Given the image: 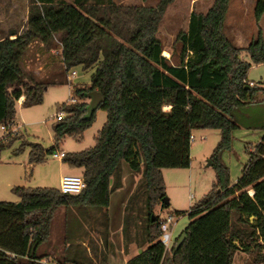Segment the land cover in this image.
<instances>
[{
    "label": "trees",
    "instance_id": "trees-1",
    "mask_svg": "<svg viewBox=\"0 0 264 264\" xmlns=\"http://www.w3.org/2000/svg\"><path fill=\"white\" fill-rule=\"evenodd\" d=\"M173 1L157 0L154 6H144L114 0H27L26 20L20 30L16 28L15 38L8 34L0 37V125L7 132L0 150L15 139L19 145L14 153L28 148V175L47 154L57 151L65 137L83 139L96 118V111L90 118L84 117L88 92H100L102 101L97 109L106 113L94 144L65 152L61 158L68 167L81 168L85 186L79 193L15 185L10 190L18 201L0 200V264H43L48 257L38 253L44 233L37 211L65 206L88 217L91 208H107L111 189L121 185L123 163L140 174L128 201L124 227L133 221L136 210L144 224L141 244H148L126 264H233L238 251L249 257L244 264H264V133L246 146L248 159L235 182L221 160L222 152L231 147L236 128L264 130V86L247 80L251 65L264 63L261 30L246 47L236 46L224 32L230 0H212L205 12H190L187 28L176 35L180 50L176 62H171L162 55L157 31ZM263 14L264 0H254V19L258 22ZM36 40L46 52L58 43L66 73L77 66L83 70L95 67L89 84L73 87L69 99L75 101L59 106L64 116L51 124L53 144L48 148L11 130L20 97H24L21 106L38 105L47 88L22 64L28 46ZM241 52L250 61L242 59ZM137 89L164 93L161 112L170 110L163 109L167 104L183 108L187 125L180 141L190 143L191 134L186 133L194 129L219 131L208 159L215 179L210 190L190 207L189 222L167 249L159 240V218L154 214L160 203L167 206L162 201L166 197L163 164L156 162L162 148H157L146 119L129 120L135 107L132 100L144 95H134ZM173 132L178 135V129ZM73 211L66 215V254L56 263L92 264L82 252L73 254V238L79 232V225L73 224ZM184 213L176 211L177 216ZM92 217L95 224L98 218ZM182 233L186 236L174 251ZM125 237L129 239L128 232Z\"/></svg>",
    "mask_w": 264,
    "mask_h": 264
},
{
    "label": "rangeland",
    "instance_id": "rangeland-1",
    "mask_svg": "<svg viewBox=\"0 0 264 264\" xmlns=\"http://www.w3.org/2000/svg\"><path fill=\"white\" fill-rule=\"evenodd\" d=\"M118 4H133L154 6L157 0H114ZM212 0H174L165 10L158 26L157 37L160 39L163 51L171 62H176L180 50V43L175 38L179 31L185 30L192 10L205 12ZM254 0H230L228 10L224 20V32L228 38L236 45L244 48L255 39L258 29L261 30L264 39V14L257 22L253 15ZM27 0H0V33L6 34L14 30V23L21 25L26 20ZM23 27V26H22ZM233 32L239 42L232 36ZM232 36V37H231ZM235 36V35H234ZM58 43L51 51L42 53L38 49V40L32 42L22 58V64L27 71H31L35 76L47 84L41 104L32 106H16V123H13L11 130L21 133L28 140L37 141L43 147H50L53 137L51 124L55 121V114L59 112L62 103H68L72 89L75 86H83L90 83V77L95 67L83 70L80 66L74 67L67 73L64 70L59 57ZM162 55L163 52H162ZM240 57L250 61L245 52L240 53ZM71 71H75L70 76ZM66 75L70 76V81L66 80ZM247 80L264 86V63L252 64L247 72ZM167 91V90H166ZM160 97L164 93H158ZM88 101V100H87ZM163 105V109H165ZM168 110V109H167ZM106 118V113L102 109L96 110V118L90 128L83 133V139L65 137L58 145L57 152H75L83 150L94 144L93 137L101 128ZM157 119L146 118L145 122L150 124L153 131H156ZM180 125V120L176 123ZM192 134L194 140L188 146L184 143L179 147L176 157L172 163L161 167L165 196L169 204L162 206L161 203L154 208V214L162 219L168 214L176 218L172 226L173 241L182 229L189 222L187 212L190 207L198 202L211 188L215 179V172L208 164L209 156L219 140L217 129H194L187 132ZM264 133L263 129H246L242 126L236 128L232 133L231 147L221 154V160L229 168L230 180L235 182L240 176L242 169L248 159L246 146L257 142ZM7 134L0 125V141H3ZM19 145V140L7 142L0 150V200H17V196L11 192L7 182L15 185L30 187H57L59 174H80V170H70L69 167L51 154L45 156L42 164L35 165L31 175H28V148L19 153L13 150ZM181 154V155H180ZM172 164V165H170ZM121 185L111 189L110 202L107 208H101L103 216L113 228L112 240L116 244L124 238V233L129 234V238H136L140 241L143 223L141 217L132 214L133 221L129 226H125V216L122 211L128 210L131 193L139 182L140 174L133 173L129 166L122 164ZM249 195H252L248 190ZM138 205L142 200L137 199ZM136 200V201H137ZM71 207L55 206L37 211V216L44 233V239L39 247V252L50 254L48 259L57 261L60 259L63 239L66 235V215L73 211ZM96 210V209H95ZM176 211H184V214L177 216ZM71 225V224H70ZM136 233V236H135ZM249 259L243 251L235 254L233 264H244ZM61 260V259H60Z\"/></svg>",
    "mask_w": 264,
    "mask_h": 264
},
{
    "label": "crops",
    "instance_id": "crops-1",
    "mask_svg": "<svg viewBox=\"0 0 264 264\" xmlns=\"http://www.w3.org/2000/svg\"><path fill=\"white\" fill-rule=\"evenodd\" d=\"M27 9V8H26ZM27 11V10H26ZM14 30H10L8 33L9 37L11 39L15 38L16 34H10L11 31H16V28L20 30L24 23H21V25H17L16 23L13 24ZM238 32H233L232 36L236 39L237 42H239L236 35ZM5 34L0 33V37H2ZM235 35V36H234ZM231 36V37H232ZM240 46L239 44H237ZM58 47V46H57ZM55 48V47H54ZM53 48V49H54ZM42 53H46L44 49L41 47L38 49ZM52 50V49H51ZM50 50V51H51ZM164 52V51H163ZM165 56V55H164ZM252 83V82H250ZM134 95L137 94H144L140 99H133V107L129 120L130 121H142L146 118H153L157 119L156 123H158V126L156 128V131H153V137L155 144L158 148V145L161 146L162 151L158 149V155H157V163L166 165L168 163H172V160L176 157L177 151L182 143L186 145H190V143H186L183 141H180V136H182V133L186 131V125H187V119L186 114L183 110V108L178 106H171L170 104H167L165 106V109L169 110L168 112H161L159 109L160 102L166 101L164 97H160L157 92L155 93H146L139 89L133 91ZM144 97V98H143ZM24 97L21 96L18 100V104L21 105V102L23 101ZM158 110L161 112L159 114ZM180 120V125H176L174 123L178 122ZM14 123H16V119L14 118ZM178 129V132L175 135L174 130ZM25 139H27L24 136ZM63 151V150H62ZM181 155V154H180ZM40 165V164H39ZM172 165V164H170ZM35 167V166H34ZM70 170H80L81 168H70ZM65 175V174H62ZM59 174L58 176V183L59 178L62 176ZM241 175V174H240ZM14 184H11L10 182H7V186L9 189ZM251 194L253 193L252 190H250ZM132 195V193H131ZM18 201L15 200V202ZM169 204V203H168ZM129 211V210H128ZM122 211V215L126 216V213L128 212ZM136 212V210H134ZM133 211V213H134ZM89 216H85L84 214H80L76 211H73V224L74 227L77 228L79 232H77L74 236V251L73 254H76V251L82 252L83 256L88 257L92 264H126V261L136 255L140 250H143L147 247L148 244H141V240L137 241L135 238H129L126 239L125 233L124 238L120 239V243L116 244L113 242V232L112 227L107 222L105 217L103 216V212H101L98 209H89L88 212ZM92 214L98 218V221L95 222V224L92 222ZM137 216V212L135 213ZM80 222V223H78ZM122 228H124L123 223H121ZM106 238V239H105ZM66 247H67V241L64 238L63 244H62V250L60 254L59 261L64 260V256L66 254ZM40 255H47L49 257V253L47 252H39ZM49 254V255H48ZM56 262V261H55Z\"/></svg>",
    "mask_w": 264,
    "mask_h": 264
},
{
    "label": "built area",
    "instance_id": "built-area-1",
    "mask_svg": "<svg viewBox=\"0 0 264 264\" xmlns=\"http://www.w3.org/2000/svg\"><path fill=\"white\" fill-rule=\"evenodd\" d=\"M75 74V71H71L70 76H73ZM70 76H67V81H70ZM75 99L70 98V102H74ZM166 110V109H164ZM64 116V113L59 111L55 114V119H60ZM3 130H5L4 126H1ZM195 138L191 134L189 136V142L193 141ZM64 151H55L51 155L53 157H56L58 159H61L64 155ZM85 186V183L83 181V178L80 174H65L62 175L59 178L58 188L62 193H68V194H77L79 193ZM176 218L170 214H168L166 217L159 219V227H160V236L159 240L163 244L164 248L167 249L171 245V239H172V226L175 222ZM43 264H58L54 261H51L49 259H43Z\"/></svg>",
    "mask_w": 264,
    "mask_h": 264
},
{
    "label": "water",
    "instance_id": "water-1",
    "mask_svg": "<svg viewBox=\"0 0 264 264\" xmlns=\"http://www.w3.org/2000/svg\"><path fill=\"white\" fill-rule=\"evenodd\" d=\"M14 33L15 31L10 32V34H14ZM87 97H88V103L86 105V113L84 114V117L90 118L92 113L97 110L100 102L102 101V96L99 91L93 90L87 93ZM208 164H209V160H208ZM162 201L165 205H168L169 203L167 197H163ZM185 236H186L185 233H182L179 236V238L176 241L174 251L181 245Z\"/></svg>",
    "mask_w": 264,
    "mask_h": 264
},
{
    "label": "bare ground",
    "instance_id": "bare-ground-1",
    "mask_svg": "<svg viewBox=\"0 0 264 264\" xmlns=\"http://www.w3.org/2000/svg\"><path fill=\"white\" fill-rule=\"evenodd\" d=\"M163 54H164V55H167V52H166V51H164V52H163Z\"/></svg>",
    "mask_w": 264,
    "mask_h": 264
}]
</instances>
